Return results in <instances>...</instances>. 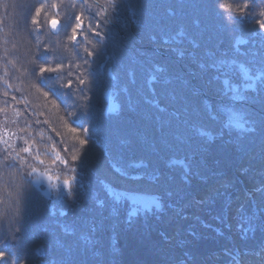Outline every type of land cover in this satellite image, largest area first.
Returning a JSON list of instances; mask_svg holds the SVG:
<instances>
[{
	"label": "trees",
	"instance_id": "obj_1",
	"mask_svg": "<svg viewBox=\"0 0 264 264\" xmlns=\"http://www.w3.org/2000/svg\"><path fill=\"white\" fill-rule=\"evenodd\" d=\"M262 11L264 0H0V119L22 103L12 144L0 122V264H264ZM172 60L192 83L159 77ZM224 98L246 130L227 126ZM43 171L89 185L53 211L33 185ZM90 175L158 204L110 222Z\"/></svg>",
	"mask_w": 264,
	"mask_h": 264
},
{
	"label": "rangeland",
	"instance_id": "obj_2",
	"mask_svg": "<svg viewBox=\"0 0 264 264\" xmlns=\"http://www.w3.org/2000/svg\"><path fill=\"white\" fill-rule=\"evenodd\" d=\"M52 22V21H51ZM173 61V62H172ZM166 63V66L162 68H158L156 71L159 73V77L166 78L170 76H176L180 79H184L189 83H192L191 77L192 74L188 73V69L186 65L181 64L179 61L172 60ZM248 75V74H247ZM155 75H152L151 78H154ZM157 77V76H156ZM250 82L247 83L249 87L251 85ZM199 86H202L201 82H198ZM108 97V111L107 112H116L117 105L115 104L113 98L107 93ZM241 94H234V97L231 98L232 101L236 99H240ZM227 102L229 100L224 98L221 102L222 110L226 113L227 116L226 122L227 126L231 129H235L238 132L244 131L247 129L246 122L242 111L240 110L242 106L235 104V106H230ZM19 105L22 103H18ZM18 105V106H19ZM15 106L14 104L9 105L8 109L1 113V126H2V141L8 144H12L16 137L17 132V120H18V112L20 113V107ZM220 109V107H219ZM50 170V169H49ZM51 171V170H50ZM58 172H49L43 171L39 172L37 177L34 179L33 185L36 189H41L44 194L49 198L51 203V208L55 211L58 208L55 206L62 203L63 197L66 196L69 192V187H75L78 184V188L82 193H84V188L89 185V182L82 181V178H78L77 184H74L71 180L70 182L61 180L58 177ZM90 177L94 182V189H90L89 191L95 194L96 197L100 198V203L98 204L102 211H104L111 221H116L119 215H124V218L128 221L130 218L134 216H138V214L146 213L147 210H150L153 207H156L158 204V199L155 196H143L137 194H128L124 192H120L109 185H103L99 183V180H95V177ZM90 178V179H91ZM10 202V200H7ZM97 203V202H96Z\"/></svg>",
	"mask_w": 264,
	"mask_h": 264
},
{
	"label": "snow or ice",
	"instance_id": "obj_3",
	"mask_svg": "<svg viewBox=\"0 0 264 264\" xmlns=\"http://www.w3.org/2000/svg\"><path fill=\"white\" fill-rule=\"evenodd\" d=\"M113 7H118V5H116V4L114 3V4H113ZM226 7L231 8V5H226ZM245 7H246V6H245ZM259 16L264 17V11L260 12V13H259ZM76 19H77L79 22H78V23L76 24V26L72 29V36L70 37V39L73 40V41L77 40V32H78V30L81 29L82 26H83V20H82L80 17H76ZM57 23H58V22H57L56 20H53V21H52V26H53V27H56ZM256 23L259 25V27H260L261 29H264V19H257V20H256ZM97 35H99V33H97ZM85 51L87 52V49H85ZM88 54L91 55L92 53H88ZM84 63H85V64L88 63L87 59L84 60ZM77 67H79V66H77ZM212 67H218V65H217L215 62H213ZM219 67H222V64L219 65ZM57 71H59L58 68H45V67H41V68H40V72H41V74H44L45 72H49V73H50V72H57ZM79 82H80V84H84V83H85V81H84L83 79H80ZM69 86H71V85L69 84ZM44 95L47 96L48 93H44ZM72 131L75 132L76 129H72ZM85 131H87V129H85ZM80 143H81V144H86L87 141H86V140H81ZM29 150H30V149H28V148H25V149H24L25 152H27V151H29ZM57 159H59V156H57ZM65 163H67V162L65 161ZM65 183H67V181H66ZM4 259H5L4 254H3V253H0V261H2V260H4Z\"/></svg>",
	"mask_w": 264,
	"mask_h": 264
},
{
	"label": "water",
	"instance_id": "obj_4",
	"mask_svg": "<svg viewBox=\"0 0 264 264\" xmlns=\"http://www.w3.org/2000/svg\"><path fill=\"white\" fill-rule=\"evenodd\" d=\"M50 28H51V31H52L53 33H58L59 30H60V24L57 23L56 27H53V26H52V23H51Z\"/></svg>",
	"mask_w": 264,
	"mask_h": 264
}]
</instances>
